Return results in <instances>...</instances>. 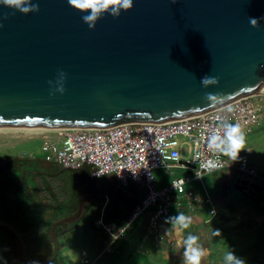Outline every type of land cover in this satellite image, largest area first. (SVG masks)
I'll list each match as a JSON object with an SVG mask.
<instances>
[{"label":"water","instance_id":"95a60500","mask_svg":"<svg viewBox=\"0 0 264 264\" xmlns=\"http://www.w3.org/2000/svg\"><path fill=\"white\" fill-rule=\"evenodd\" d=\"M0 0V125L102 128L167 121L245 97L264 84V0ZM35 5V7H32ZM95 13L94 17L89 19ZM255 18V23H251ZM62 86V90H61ZM244 194L263 187L236 177ZM56 220L69 229L86 210ZM13 231L26 264V246Z\"/></svg>","mask_w":264,"mask_h":264},{"label":"trees","instance_id":"16d2710c","mask_svg":"<svg viewBox=\"0 0 264 264\" xmlns=\"http://www.w3.org/2000/svg\"><path fill=\"white\" fill-rule=\"evenodd\" d=\"M91 170L92 166L87 163L71 169L36 155L0 153V219L21 234L30 263L41 264L51 256L54 250L49 237L52 224L77 212L83 194L81 189L87 190L89 184L95 185L96 195L85 202L86 210L72 228L57 227L58 253L50 264H80L79 259L74 261L64 257L63 251L67 248L73 249L79 257L85 251L91 264H139L125 258V239L114 240L110 249L104 250L111 237L95 221L100 217L118 226L129 223L126 234L131 233L140 218L129 220L144 192L132 184L122 189L114 173L92 177ZM244 195L234 203L226 202L211 220V225L219 237L218 245H233L240 235L249 238L250 242L246 241L235 256L245 264H264V191ZM242 202L251 205L253 215L240 208ZM75 230L76 236H70ZM0 264H26L16 235L2 225Z\"/></svg>","mask_w":264,"mask_h":264},{"label":"built area","instance_id":"2783aa9c","mask_svg":"<svg viewBox=\"0 0 264 264\" xmlns=\"http://www.w3.org/2000/svg\"><path fill=\"white\" fill-rule=\"evenodd\" d=\"M254 99L253 96H245L198 114L167 121L118 123L102 128L16 129L41 133L37 137L46 160H54L60 166L71 169L87 163L92 166V177L114 173L122 186L129 182L142 186L145 194L129 221L147 213L146 232L155 241H160L161 226L173 219V209L180 208V196L184 193L185 184L192 178L201 180L204 174L225 169L234 172L242 182H253L263 187L264 174L256 165L250 164L245 156L237 159L231 152L223 151L228 147L227 144L215 149H210L208 145V139L215 131H219L222 139H227L226 123L239 124L241 133L260 123L264 119V110ZM169 166L191 169L194 174L192 177L177 176L168 185L157 188L151 171ZM203 191V197L192 192H186V196L196 204H210L207 221L216 215L217 209L204 188ZM95 224L102 226L111 237L104 247L106 251L114 240L126 238L129 223L118 226L115 222H105L99 217ZM79 262L91 264L92 260L82 251Z\"/></svg>","mask_w":264,"mask_h":264},{"label":"rangeland","instance_id":"374dc122","mask_svg":"<svg viewBox=\"0 0 264 264\" xmlns=\"http://www.w3.org/2000/svg\"><path fill=\"white\" fill-rule=\"evenodd\" d=\"M255 102L259 106L262 107L264 110V88L260 91V94L255 93L253 95ZM252 131L248 137V143L254 147L255 152H259L263 157H259V155H254L255 161L257 160V167L258 169L264 173V119L260 121V123L256 124V126L251 127L249 129ZM41 134V133H40ZM38 132L34 133V131L29 132L27 130H19L16 128H3L0 129V153L1 154H8V155H17L21 154L22 151H32L35 152L36 150V157L44 158V155L41 152V143L40 140L37 139V136H40ZM35 136V137H34ZM31 138V139H30ZM187 152V147L185 153ZM242 150L240 149V145H238L236 149V154L238 155ZM250 155V154H249ZM239 159V157H237ZM251 163L254 162L252 157L250 156ZM250 162V161H249ZM254 165V164H252ZM154 184L155 186L162 187L168 185L173 178L177 176H193V171L191 169H183L178 167H159L155 168L151 171ZM236 174L230 170L220 169L216 171L209 172L204 174L201 177V180L198 178H192L191 181L187 182L184 186L185 191H191L194 194H201L203 195L204 192L202 190L201 185H212L218 188V193L220 196L213 197L215 203L219 202V206L217 207V212H219V208L223 205V197L226 198L227 201L234 203L238 197L242 198L245 197L244 194L239 192L233 187L234 179L236 178ZM264 191V185L263 189ZM246 199V198H245ZM213 201V199H212ZM205 206L201 204H195L194 202H190L189 206H186L185 211L183 214L190 217V222L186 228L182 230L183 233H177L176 235H171L170 237H166L159 242L155 239H152V235L146 234V238H142L141 241L137 242V239L132 236L131 242H127L126 244V253L132 252L133 258L137 260L139 264H188L186 251H187V244L184 242L189 234L196 235L197 240L194 242L195 245H199L201 248L208 249L209 252L205 256H202L200 259V264H226L229 263L227 260V253L232 252L235 256V253L242 245V240L244 239L243 236H239L238 240H234L235 244L229 245H218L217 241L219 237L215 235V231L211 225V220L204 221L208 218V211L205 213V209L208 208L209 203L204 202ZM225 203V202H224ZM248 202H242L241 205H244V210H248L254 214L253 209L250 208L251 205L247 204ZM145 213V212H144ZM202 213V214H201ZM202 217L203 215H207L204 219H200L198 216ZM258 220L259 216H255ZM177 221V220H176ZM176 221L172 223L171 227L168 228L167 226L165 229L167 232L170 230H176L177 223ZM201 221L202 225L198 222ZM169 226V225H168ZM164 230V227L160 228V230ZM174 232V231H173ZM77 230L72 231L70 236H76ZM186 234V235H185ZM79 235V233H78ZM164 236V234L162 235ZM186 237L183 238V237ZM183 238V239H182ZM136 239V241H135ZM179 239V243L177 240ZM165 240V241H164ZM75 251L72 249H67L64 252L65 258H72L77 257L75 255Z\"/></svg>","mask_w":264,"mask_h":264},{"label":"crops","instance_id":"0c3cea01","mask_svg":"<svg viewBox=\"0 0 264 264\" xmlns=\"http://www.w3.org/2000/svg\"><path fill=\"white\" fill-rule=\"evenodd\" d=\"M253 126H256V124L255 125H252V126H250V127H248V128H246L244 131H243V141H242V143L240 144V149L242 150V152H240L238 155L236 154L235 156L236 157H242V156H245L247 159H248V162L250 163V164H254V165H256L257 163H255V162H257V160L255 161V158H254V155H259L258 156V158L259 157H263V156H261L260 154H258L259 152H255L253 149H254V147L252 146V145H250V143H248V137H249V134L252 132V131H250L249 129H251V127H253ZM31 139V138H30ZM37 139H39V137H37ZM40 140V139H39ZM40 143H41V141H40ZM41 152H42V154L44 155V153H43V150H42V145H41ZM23 153H27V154H29L30 156H35L36 155V150H35V152H32V151H22L21 152V155H23ZM250 154V155H249ZM262 155H264L263 153H261ZM25 156V155H24ZM250 156L252 157V159L254 160V162L253 163H251V160H250ZM51 161H54V160H51ZM54 162H56V161H54ZM257 166V165H256ZM260 171V170H259ZM261 172V171H260ZM263 173V172H262ZM109 174V173H108ZM264 174V173H263ZM106 175V174H105ZM104 176V175H103ZM117 179V178H116ZM118 182V181H117ZM129 184H132V185H135L137 188H140V190H142L143 192H144V194H145V189L142 187V186H140L139 184H137V183H135V182H129ZM128 184V185H129ZM76 185H77V187L79 188V189H81L79 186H78V182L76 181ZM118 185L119 186H121L122 187V189H125L128 185H126V186H122V185H120L119 183H118ZM204 185V184H203ZM94 187H95V185L93 186V185H89L88 184V189L87 190H82L81 189V191H83V194H82V196H84V195H86V196H90V200L89 201H91L92 200V198L96 195V193H95V189H94ZM107 189H103L102 191H106ZM202 190H203V188H202ZM204 190H205V192H206V194L208 195V197L210 198V200L212 201V199H213V201H212V204L215 206V208L217 209V207L219 206V202L218 203H215V199L213 198V197H215V196H220V193H218L219 191H218V188L216 187V186H212V185H206V187H205V185H204ZM186 192H191V191H185L184 190V193L183 194H181V196H180V208H175V209H173V214H174V217H173V219L170 221V222H168V223H165V224H163L162 226H161V228L162 227H164V230H160V233H161V235H163L164 234V236H162V240H163V238L165 239L166 237H170L171 235L173 236V235H176L177 234V232H176V230H170L169 229V231L167 232V230L165 229V227L167 226L168 228H170L171 227V225H172V223H174L176 220H177V218H178V216L181 214V213H183V211H185V208H186V206H189L190 205V199L186 196ZM204 192V191H203ZM193 193V192H192ZM242 193V192H241ZM194 194V193H193ZM196 196H201V197H203V196H205V194H203V195H201V194H195ZM143 197V196H142ZM82 198V197H81ZM223 199V201L226 203V202H228L227 200H226V198L225 197H223L222 198ZM85 202H88V201H85ZM223 202V205L225 204ZM196 204V203H195ZM199 204H201L202 206L204 205L205 206V203L203 202V203H199ZM209 208H210V204L208 205V208L207 209H205L204 211H205V213L204 214H206V212L209 210ZM223 207L221 206L220 208H219V211L222 209ZM241 209H243L244 208V205H242L241 207H240ZM244 210V209H243ZM218 211V210H217ZM202 214V213H201ZM185 215V214H184ZM186 217H187V215H185ZM204 216H205V218L207 217V215H203L202 217H200V215L198 216L200 219H204ZM140 219H139V223H138V225L133 229V231L131 232V233H129V234H126V238H125V242H124V244H125V247H126V244H127V242L129 241V242H131V237L132 236H137V237H135L136 239H137V242H139V241H141V239L142 238H146V234H148L147 232H146V219H147V213H143L140 217H139ZM204 221H206V220H204ZM113 222V221H112ZM199 224H201L202 225V223H201V221H199L198 222ZM169 225V226H168ZM73 226V225H72ZM72 226L70 227V228H72ZM69 228V229H70ZM174 231V232H173ZM181 233H183L182 231H181ZM186 235V234H185ZM244 237V239L242 240V245L240 246V247H242L244 244H246V241H248V242H250V239L249 238H247V237H245V236H243ZM183 238H185L186 239V237L184 236ZM182 238V239H183ZM238 238H239V236L237 237V238H235V240L237 241L238 240ZM136 239H135V241H136ZM152 239H153V236H152ZM154 240V239H153ZM166 240V239H165ZM164 240V241H165ZM156 242V241H155ZM159 242V241H158ZM157 243V242H156ZM239 247V248H240ZM67 249H69V248H67ZM67 249H64V251H63V254H64V252H66V250ZM73 250V249H72ZM77 257H74V255H73V257L72 258H70L71 260H74V261H77L78 259H79V256L77 255V254H75ZM126 257H129V259L130 260H136L135 258H133L134 256H133V254H132V252H130V253H126V248H125V258ZM67 259H69V258H67ZM125 261V260H124ZM137 261V260H136Z\"/></svg>","mask_w":264,"mask_h":264},{"label":"clouds","instance_id":"9594fccd","mask_svg":"<svg viewBox=\"0 0 264 264\" xmlns=\"http://www.w3.org/2000/svg\"><path fill=\"white\" fill-rule=\"evenodd\" d=\"M5 2L9 5H14L27 10V6L24 4V0H5ZM87 3L93 9L107 7L109 4L117 8H127L131 6L132 0H87ZM32 7H35V5H33ZM94 15L95 13L93 12L92 16H90L89 19L94 17ZM255 22V18H252L251 23L254 24ZM224 127L226 129L227 139H222L219 135V131H215L210 135L208 139L209 148L215 149L219 148L221 144H227L228 147L224 148L223 151L231 152V154L235 156L238 145H240L243 141V134L240 131V126L239 124L226 123ZM190 219V217H186L183 213H181L176 221V232L180 233L184 228H186L190 222ZM196 240V235L189 234L187 239L184 241L187 244L186 256L188 264H200L201 257L205 256L209 252L208 249L201 248L199 245L194 246V242ZM179 242L180 241L178 239L177 243ZM226 258L230 262V264H245L244 260L234 256L232 252H228Z\"/></svg>","mask_w":264,"mask_h":264},{"label":"bare ground","instance_id":"6f19581e","mask_svg":"<svg viewBox=\"0 0 264 264\" xmlns=\"http://www.w3.org/2000/svg\"><path fill=\"white\" fill-rule=\"evenodd\" d=\"M263 88H264V84L249 95H253L255 93H258ZM3 128H23V129H26V128L36 129L37 128V129H40V128H51V127H49V126H27V125H0V129H3Z\"/></svg>","mask_w":264,"mask_h":264},{"label":"flooded vegetation","instance_id":"af4514ba","mask_svg":"<svg viewBox=\"0 0 264 264\" xmlns=\"http://www.w3.org/2000/svg\"><path fill=\"white\" fill-rule=\"evenodd\" d=\"M257 200H259V198Z\"/></svg>","mask_w":264,"mask_h":264}]
</instances>
